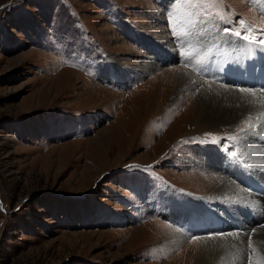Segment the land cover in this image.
I'll return each instance as SVG.
<instances>
[{
	"label": "rangeland",
	"instance_id": "rangeland-1",
	"mask_svg": "<svg viewBox=\"0 0 264 264\" xmlns=\"http://www.w3.org/2000/svg\"><path fill=\"white\" fill-rule=\"evenodd\" d=\"M161 1L0 0V264H197L198 239L162 218L207 204L225 205L226 225L196 237L229 234L228 246L242 256L216 264L249 263L256 238L264 237L261 204L246 205L255 212L239 218L240 231L226 216L238 214L229 207L239 189L263 200L218 170L215 144L231 136L251 164L264 109L250 116L245 106L226 124L218 122L222 114L192 116L190 82L178 94L172 88L179 71L196 88L215 87L200 97L207 109L241 107L220 91L253 95L177 64ZM175 3L210 35L240 29L264 36L262 0ZM253 92L263 103L264 91ZM255 167L264 175L263 165Z\"/></svg>",
	"mask_w": 264,
	"mask_h": 264
},
{
	"label": "bare ground",
	"instance_id": "bare-ground-1",
	"mask_svg": "<svg viewBox=\"0 0 264 264\" xmlns=\"http://www.w3.org/2000/svg\"><path fill=\"white\" fill-rule=\"evenodd\" d=\"M152 64H154V63H152ZM162 72H164V73H166L168 75V72L161 71V73ZM187 74H188L187 72L179 71L178 75H179L180 78L177 81L176 86L175 87L172 86V88H174V90H175L174 94H176V93L178 94V93H180V89H184V87H183L184 85H182V83H184L185 81L190 82V87L192 89L191 93H192L193 97L195 96V98L192 101V103H193L192 106H194V109L192 110V112H193L192 116H195V119L199 118L200 114H202V110H204L205 115L207 117H210V115H211V118L214 119V120L217 119L213 115L214 113L215 114H222L225 117L226 120H218V122L226 124V123H230V121L234 122V121L238 120L244 114L245 106L250 107V109H251V115L250 116L256 115L261 110L264 109L263 108L264 107V98H263V103H262V102H260L258 100V97H257V96L261 95V93L253 92V91H257V92H262V91L261 90L251 89V88H249V89L253 90L252 92L255 93V95L251 96L252 99L250 97H241V96H239L237 94H234L233 92H228V91H220V92H218L222 96L233 97L236 100H239L241 102V107L236 109L235 111L231 110L228 107H220V106L212 107L210 109H207L206 107L200 105V102H199L200 101V97H201V95L202 96H211L213 93L216 92L215 87H207V86L204 87V84H202V87L196 88L195 86H196L197 82L196 83L193 82L190 77L186 76ZM168 84L164 88V93H166V89L169 86H171L170 83H168ZM167 93L169 94L170 92H167ZM249 114H250V112H249ZM257 117H259V115ZM191 124H193L192 120H191ZM193 125L195 126V124H193ZM263 129H264V126H263ZM259 135H261L260 136L261 137L260 144H264L263 141H262L264 139V135H262L261 133H259L258 136ZM246 137H247V134H246ZM260 144H258L259 145L258 149L252 147L251 144H250L249 148L251 150V153H249L248 156H249V161L251 162V164L254 165V167L256 166V167L260 168V166L263 165V168H264V164H262L260 161H258L259 158L262 159V157L264 156V152L262 151V148L260 147ZM253 170H255V169H253ZM255 171H257L261 175L259 170H255ZM218 188H223V186L219 184L215 188V190H218ZM213 193L217 194L215 192H213ZM231 200H233V202L230 203V207L229 208L232 209V210H234L236 208V211L238 212L239 218H241L245 214L248 216L247 212H245V213L243 212L244 211V207H247L246 205L254 203L256 206L258 205V207H259L261 202H262L261 200L249 199L248 195L245 192H243L241 189H239L237 191L236 196H234V198H232ZM181 235L184 236L182 233H181ZM228 235L229 234L222 235V236H219V237L212 235L211 237L199 238L198 241H197V253L195 255V257L197 259V264H216L224 256H225V258H229L233 254L242 256L239 253H235L237 250L232 252L234 250V247H230V245L228 246V244H227V242L232 239V236L230 237ZM181 239H183V238L181 237ZM235 243H237V242H235ZM252 245H253V243H252ZM254 246L255 247L253 249H252V247L250 249L251 250V255H250L251 258L248 259V260H250L249 263H247V261H245V259H241L240 261L237 262L238 264H257V262L262 260V256L264 254L261 255V253H264V237L260 236V237L256 238V240L254 242Z\"/></svg>",
	"mask_w": 264,
	"mask_h": 264
},
{
	"label": "snow or ice",
	"instance_id": "snow-or-ice-1",
	"mask_svg": "<svg viewBox=\"0 0 264 264\" xmlns=\"http://www.w3.org/2000/svg\"><path fill=\"white\" fill-rule=\"evenodd\" d=\"M169 20H170V22H171V20H172V16H171V15H170V17H169ZM224 31L227 32L228 29H224ZM235 35H236L237 37H240V36H241V33H240V32H237V33H235ZM243 39H244L245 41H255V37H253V36H251V35H244V36H243ZM259 43L264 44V40L259 41ZM239 91L242 92V93H248L249 95H255V93H253L250 89H247V88H241V89H239ZM193 239H194V240H195V239H199V237H193ZM257 264H264V259H262L261 261L257 262Z\"/></svg>",
	"mask_w": 264,
	"mask_h": 264
}]
</instances>
